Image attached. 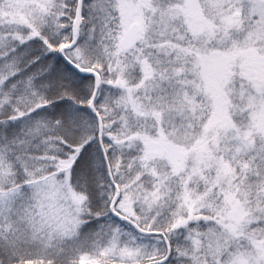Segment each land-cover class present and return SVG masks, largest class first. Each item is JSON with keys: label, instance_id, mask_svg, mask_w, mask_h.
<instances>
[{"label": "snow or ice", "instance_id": "6c2138e0", "mask_svg": "<svg viewBox=\"0 0 264 264\" xmlns=\"http://www.w3.org/2000/svg\"><path fill=\"white\" fill-rule=\"evenodd\" d=\"M0 264H264V0H0Z\"/></svg>", "mask_w": 264, "mask_h": 264}]
</instances>
